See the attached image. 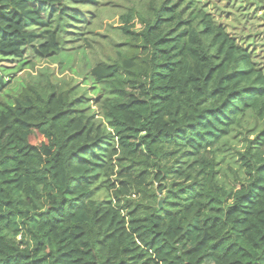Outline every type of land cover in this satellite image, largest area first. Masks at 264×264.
Returning a JSON list of instances; mask_svg holds the SVG:
<instances>
[{"label": "trees", "instance_id": "obj_1", "mask_svg": "<svg viewBox=\"0 0 264 264\" xmlns=\"http://www.w3.org/2000/svg\"><path fill=\"white\" fill-rule=\"evenodd\" d=\"M97 5L0 0V95L27 51L85 53ZM119 21L93 98L27 84L0 100V264H264L263 70L196 0Z\"/></svg>", "mask_w": 264, "mask_h": 264}, {"label": "rangeland", "instance_id": "obj_2", "mask_svg": "<svg viewBox=\"0 0 264 264\" xmlns=\"http://www.w3.org/2000/svg\"><path fill=\"white\" fill-rule=\"evenodd\" d=\"M140 0H97L99 5L86 8L83 11L90 12L87 17H95L93 26L85 29L80 36V40L87 39L90 42L89 48L79 41L70 46L83 45L86 51L74 50L62 52L60 55L49 58H33L30 51L25 57L28 66L20 67L12 63H5L6 66H14L9 80L10 85L0 95V100L10 102L17 96L22 86L27 84H37L46 86L51 84L58 89H68L78 86L79 88L88 87V95L93 98L90 92L91 81L88 76L90 69L97 63L107 61L114 57V46L123 44L125 38L117 30L120 25L119 18L135 9ZM203 9L212 14L217 23L222 24L236 41H242V46L250 52L252 61L264 72V10L257 0H196ZM91 13L93 15H91ZM139 27V25H136ZM77 32V31H76ZM16 66V67H15ZM84 85H86L84 87ZM90 111L94 112L93 120H99V110L95 102L91 101ZM252 140L253 137L251 136ZM32 145H39L44 140L37 134L30 138ZM241 144L237 149L241 150ZM226 169L228 168L225 166ZM232 170L227 169L228 176L233 179ZM228 177V178H229ZM159 185V184H157ZM158 196L163 195V190L158 191ZM104 198L103 195L100 197ZM129 203L139 202V196L127 197ZM163 201V199H160ZM159 200V201H160Z\"/></svg>", "mask_w": 264, "mask_h": 264}, {"label": "water", "instance_id": "obj_3", "mask_svg": "<svg viewBox=\"0 0 264 264\" xmlns=\"http://www.w3.org/2000/svg\"><path fill=\"white\" fill-rule=\"evenodd\" d=\"M162 200H160L159 202H158V205H159V208H161L162 207Z\"/></svg>", "mask_w": 264, "mask_h": 264}]
</instances>
